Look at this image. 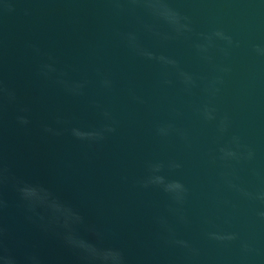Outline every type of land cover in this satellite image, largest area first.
Listing matches in <instances>:
<instances>
[{
    "label": "water",
    "instance_id": "water-1",
    "mask_svg": "<svg viewBox=\"0 0 264 264\" xmlns=\"http://www.w3.org/2000/svg\"><path fill=\"white\" fill-rule=\"evenodd\" d=\"M36 187L124 264H264V0H0V264H86Z\"/></svg>",
    "mask_w": 264,
    "mask_h": 264
},
{
    "label": "clouds",
    "instance_id": "clouds-1",
    "mask_svg": "<svg viewBox=\"0 0 264 264\" xmlns=\"http://www.w3.org/2000/svg\"><path fill=\"white\" fill-rule=\"evenodd\" d=\"M145 2H151V0H145ZM129 42L130 46L135 49L136 45L134 44V39L130 38ZM147 56L149 59L152 58L150 53H148ZM27 191L31 194H38L43 197L37 201L38 206L44 207L45 210L53 215H55L58 210L63 211L64 214L59 217V219L62 227L67 233L66 240L70 246L78 250L86 264H124L123 256L118 250L97 247L89 240L79 236L77 228L82 218L78 214L72 212L70 209L63 208V206L59 204L49 207L47 204V199L49 198L48 194L42 188L36 187Z\"/></svg>",
    "mask_w": 264,
    "mask_h": 264
}]
</instances>
